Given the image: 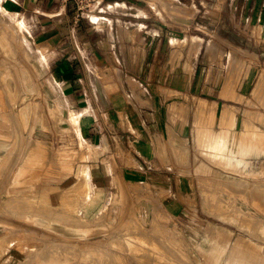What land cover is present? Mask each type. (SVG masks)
<instances>
[{
	"label": "rangeland",
	"instance_id": "374dc122",
	"mask_svg": "<svg viewBox=\"0 0 264 264\" xmlns=\"http://www.w3.org/2000/svg\"><path fill=\"white\" fill-rule=\"evenodd\" d=\"M155 1L165 11L177 10L170 0ZM168 15L173 19L172 13ZM219 17V26L210 35L220 43L233 40L229 61L226 46L215 41L206 46L213 52L203 62L195 56L200 37L187 36L175 44L174 49H180L181 54L185 47L187 73L198 64L194 84L208 88L203 95H185L184 106H168L171 118L186 122V162L181 161L186 172L179 185L184 190L180 196L183 205L174 204L177 198L173 196L171 205L163 206L162 199L169 190L160 191L145 180L130 187L113 183L106 191L94 190L86 180L68 190L49 182L61 177L67 155L75 156L78 150L74 140L67 139L70 130L62 125V109L47 102L40 92L50 83L41 78L46 63L30 45L25 31L28 27L0 6V140L18 134L28 135V140L35 134L52 135L49 143H38L35 151L31 142L26 143L29 158L35 157V152L42 154L43 189L37 194L34 188L3 189L2 171L18 142L9 145L0 141V264H210L209 248L214 241L228 243L242 257L264 259V15H245L241 21L234 15L238 24L234 29L228 26L227 13ZM8 24L11 32L16 30L15 38L10 36ZM174 53L172 67L177 64ZM212 69V77H208ZM134 96L139 100V95ZM164 96L177 100L171 94ZM201 101L208 107L203 108ZM222 112L227 116L223 118ZM201 126L225 128L230 137L246 133L247 142L253 133L252 145L263 148L247 157L251 165L244 168L246 172H238L226 164L232 158L205 155L208 150L196 135ZM259 134L262 137L256 138ZM79 149L83 152L81 144ZM80 158H84L82 154ZM177 176L172 175L175 187ZM96 197L99 205L94 203ZM83 200L90 206H83Z\"/></svg>",
	"mask_w": 264,
	"mask_h": 264
},
{
	"label": "crops",
	"instance_id": "0c3cea01",
	"mask_svg": "<svg viewBox=\"0 0 264 264\" xmlns=\"http://www.w3.org/2000/svg\"><path fill=\"white\" fill-rule=\"evenodd\" d=\"M256 1L170 0L177 10L165 11L155 0H100L76 19L72 0H0L4 12L18 16L28 27L27 39L46 63L41 78L50 83L40 92L62 109V125L70 130L67 139H73L78 150L75 156L67 155L61 177L49 182L68 190L86 180L94 190L106 191L113 183L130 187L145 180L160 191L169 190L163 194V206L171 205L173 196L177 198L174 204L183 205L184 190L179 185L186 172V164L181 163L186 162V122L174 117L172 121L168 106H184L185 95H203L208 87L194 84L198 64L186 72V50L181 54L174 49L176 41L200 37L195 56L201 62L208 60L213 51L206 46L215 41L210 32L218 28L220 14L227 13L228 26L234 29L238 26L234 15L239 21L245 15H264V0ZM231 41H215L226 46L228 61L229 46H235ZM173 51L178 53H174L177 64L172 67ZM212 73L213 69L208 77ZM169 94L177 100L164 96ZM50 138L40 133L29 140L26 134L0 140L9 145L18 142L2 171L3 189L34 188L35 194L43 189L42 156L29 158L26 143L31 142L34 150ZM176 174L177 188L174 177L172 181ZM94 203L100 204L98 197ZM82 205L90 203L83 200Z\"/></svg>",
	"mask_w": 264,
	"mask_h": 264
},
{
	"label": "bare ground",
	"instance_id": "6f19581e",
	"mask_svg": "<svg viewBox=\"0 0 264 264\" xmlns=\"http://www.w3.org/2000/svg\"><path fill=\"white\" fill-rule=\"evenodd\" d=\"M189 19V18H188ZM6 21V20H5ZM8 30H9V33H10V36L15 38L16 36V30H14L13 32H11L12 30V27L8 24ZM1 41L2 43L7 47L9 48L10 50V47L9 45L7 44V42H5L4 39L1 38ZM23 41V40H22ZM208 44V43H207ZM16 65V64H15ZM16 67V66H15ZM17 68V67H16ZM22 72V71H21ZM26 73V72H25ZM29 76V74H28ZM26 80H27V83L30 84V79L29 77H25ZM25 80V79H24ZM10 82V81H9ZM25 82V81H24ZM7 84V82H6ZM26 86V85H25ZM10 88V86H9ZM28 95V94H27ZM201 103V106L203 105V108L205 107H208V104L207 102H204V101H201L199 102ZM198 103V105H200ZM21 110V109H20ZM24 108H22V113L25 114V110ZM208 110V109H207ZM228 112V111H227ZM196 113V112H195ZM224 115V117L227 116L226 112H222ZM197 115V114H196ZM195 115V116H196ZM22 117V116H21ZM24 117V115H23ZM195 119V118H194ZM73 121H75V117L73 116L72 118ZM38 123V122H37ZM201 123V121H200ZM246 131V130H244ZM232 133V132H231ZM248 133V132H247ZM255 133V132H254ZM245 136H246V133H244ZM249 134V133H248ZM253 134V133H252ZM250 136V142L246 141V137L245 136H242V134L239 136L235 135L232 137H230V134L229 132L225 129V128H220V129H216V130H212L210 126L208 127H205L203 128V126H201V128L198 130L197 132V136H198V141H201L202 143V147L204 148V150H208L206 152L205 155H209V157H213L215 158L216 155H219V157L221 158H225V157H230L232 158V160L230 161H227L226 164H228L229 166L231 167H234V168H238V172H246L245 171V167L247 165H251L250 161L247 159L248 156L252 155V154H258L260 152V149L258 147H260L261 145L259 146H255V145H252L251 143V138L252 135ZM196 136V137H197ZM230 137V138H229ZM249 137V136H247ZM258 137H262L261 134H259V136H256V138ZM255 138V137H254ZM253 138V139H254ZM261 142V139L259 140ZM256 142L258 143V141L256 140ZM198 143V142H197ZM256 143V145H258ZM262 143V142H261ZM264 144H262L263 146ZM261 146V147H262ZM2 147V146H1ZM0 147V148H1ZM5 148V147H3ZM263 148V147H262ZM36 150V149H35ZM34 150V151H35ZM40 153V152H39ZM264 153V152H263ZM35 154H37L35 152ZM42 154H40L41 156ZM29 156V155H28ZM35 156V155H34ZM39 156V155H38ZM207 157V156H206ZM36 159V158H35ZM31 160V159H30ZM211 160V159H210ZM26 162V161H24ZM28 162V161H27ZM26 162V163H27ZM194 162V161H193ZM25 163V164H26ZM207 163V162H206ZM32 164V163H31ZM30 165V164H28ZM249 165V166H250ZM253 166V165H252ZM23 169V168H21ZM20 169V170H21ZM28 169V168H27ZM25 169V170H27ZM29 170V169H28ZM27 170V171H28ZM213 170V169H212ZM262 170V169H261ZM250 171V170H249ZM247 171V172H249ZM23 172V171H22ZM251 172H253L251 170ZM250 172V173H251ZM35 179V178H34ZM29 183V182H28ZM141 187V186H140ZM119 193V192H118ZM114 196V195H113ZM117 198V197H116ZM115 199V198H114ZM117 201V200H116ZM22 203V202H21ZM24 204V203H23ZM78 209V208H77ZM76 210V209H75ZM79 213V212H78ZM263 225V227H262ZM261 225V230L264 229V223ZM56 228V227H55ZM54 228V229H55ZM57 228H60L61 227H57ZM66 228V227H65ZM63 229V228H62ZM70 231L69 228H66ZM59 230V229H58ZM85 230V229H84ZM62 231V230H60ZM75 232V230H74ZM78 233V232H77ZM75 234V233H74ZM82 234V233H81ZM77 235V234H76ZM198 240V239H197ZM206 241H207V237L203 239V241L201 242V245L202 247L205 246L206 244ZM233 248L231 246H228V243L224 244V243H220L219 241H214L212 244H211V247L209 248V255H210V264H220L221 261H222V258L225 254V252L227 251V259L225 260L224 264H264V259H261V258H258V257H252V256H248V257H242L240 256V254L238 252H233L234 250H232ZM233 252V254H232ZM235 253V254H234ZM240 256V257H239Z\"/></svg>",
	"mask_w": 264,
	"mask_h": 264
},
{
	"label": "built area",
	"instance_id": "2783aa9c",
	"mask_svg": "<svg viewBox=\"0 0 264 264\" xmlns=\"http://www.w3.org/2000/svg\"><path fill=\"white\" fill-rule=\"evenodd\" d=\"M75 3V18H81L86 12L98 6L100 0H72Z\"/></svg>",
	"mask_w": 264,
	"mask_h": 264
}]
</instances>
